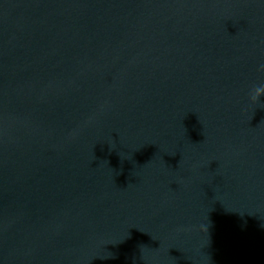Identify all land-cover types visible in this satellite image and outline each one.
Wrapping results in <instances>:
<instances>
[{"label":"water","instance_id":"95a60500","mask_svg":"<svg viewBox=\"0 0 264 264\" xmlns=\"http://www.w3.org/2000/svg\"><path fill=\"white\" fill-rule=\"evenodd\" d=\"M0 264H264V0H0Z\"/></svg>","mask_w":264,"mask_h":264}]
</instances>
